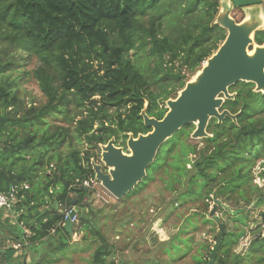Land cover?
Returning <instances> with one entry per match:
<instances>
[{"label": "trees", "instance_id": "1", "mask_svg": "<svg viewBox=\"0 0 264 264\" xmlns=\"http://www.w3.org/2000/svg\"><path fill=\"white\" fill-rule=\"evenodd\" d=\"M219 7V0H0V192L27 186L18 193L14 219L0 217V239L20 244V255L0 246V264H57L79 233L87 245L96 244L88 264H115L118 250L97 226L93 192L77 181L93 177L90 161L100 145L114 138L126 151L128 134L150 132L143 109L163 118L162 104L176 98L224 41L226 31L215 24ZM253 41L262 45L264 31ZM28 77L44 98L38 106L22 98ZM253 90L250 83L231 86L234 99L221 111L235 121L211 120L210 137L198 143L189 140L194 126L181 128L124 197L161 173L174 201L197 197L191 200L203 202L204 217L213 195L238 211L234 217L243 222L218 209L235 226L225 229L217 264H264L262 231H246L251 204L264 198V186L253 183L257 164L264 169V93ZM70 208L78 222L68 233L60 211ZM247 235L245 252L237 254ZM215 238L194 264L207 263Z\"/></svg>", "mask_w": 264, "mask_h": 264}, {"label": "water", "instance_id": "2", "mask_svg": "<svg viewBox=\"0 0 264 264\" xmlns=\"http://www.w3.org/2000/svg\"><path fill=\"white\" fill-rule=\"evenodd\" d=\"M225 1V8L219 3L224 12H219L215 18V24L226 31L224 41L203 63L194 78L177 93L176 98L165 102L167 111L163 118H150L143 109L140 113L143 126L150 129V132L139 134L136 138L128 134L125 142L126 153L122 147L116 146L112 138L105 145L99 146L98 162L91 159L94 179L114 199H123L145 178L147 167L153 163L161 147L181 128L194 126L190 139L196 141L210 137L206 129L211 120L220 124L228 117L234 122L235 116L227 110L221 111L226 100L234 99V94L228 91L231 86L238 82L250 83L254 85L255 93H264V43L256 45L253 41L255 32L263 30L261 23L259 20L236 23L230 17L232 6L257 9L261 0ZM259 201L263 205L260 217L264 222V198H258L250 208ZM218 209L231 216L239 214L212 196L207 217L216 224L217 234L206 264H217L215 258L225 232V224L217 215ZM73 214L74 211L70 217ZM64 229L71 232L72 223L69 219L64 222ZM261 238L264 239V229Z\"/></svg>", "mask_w": 264, "mask_h": 264}, {"label": "rangeland", "instance_id": "3", "mask_svg": "<svg viewBox=\"0 0 264 264\" xmlns=\"http://www.w3.org/2000/svg\"><path fill=\"white\" fill-rule=\"evenodd\" d=\"M224 2L226 1L219 0L223 8L226 7ZM221 6L218 13L224 12ZM230 17L236 23L245 20H259L261 29L264 30V1L257 9H234L231 11ZM34 66L27 67V70H31ZM193 78L194 76L189 81ZM20 88L25 102L33 103L35 106L44 103V98L36 82L31 77L24 78ZM189 140L193 143L199 142V140L194 141L190 138ZM126 152L124 151V153ZM94 160L98 162L99 154L98 158ZM261 168L262 165L258 163L255 168L256 178L253 181L254 185H256V181L262 185L264 177H260V172L264 169ZM161 175V173L154 174V180L129 199L123 198L118 201L103 193L99 188L95 191L91 207L97 212V226L101 234L107 239L109 244L115 246L118 250V253L113 258L115 264L118 262H123V264H146L149 259H155L160 262L159 264H173L180 256L183 262L181 264H194L193 261L199 257V253L202 250L204 251L203 248H199L200 245L198 246V244H210V241L217 234L216 224L213 221V223H206L205 218L208 219L207 214L209 210L205 213L206 217H204L203 202L192 201L197 198L194 196H191L190 200L183 205L174 201L175 196L165 189L167 177L166 175ZM160 177H162L164 182L161 181ZM177 188L183 191V188L181 189L178 186ZM198 190L199 188H196V191ZM262 207V205H256L251 208L252 211L250 213L249 209H245L249 213L247 225H251V228L248 229L249 232L251 231V235L264 229V222L260 217ZM217 215L220 217L219 211H217ZM221 216L223 220H220L223 223L227 221L231 223V220L235 218L229 215L232 217L230 220L228 216ZM0 217L3 220L5 215L0 212ZM235 219L239 220V217ZM239 221L243 222V219L240 218ZM158 223L162 229H173L174 235L165 242H159L158 248L152 250L147 244L146 236L148 231ZM158 230H161V228ZM158 233L161 236L160 231ZM187 236L192 238L193 245L191 248L190 239L185 238ZM70 244L69 253L67 252L66 257H62L57 264H88L96 244L88 242L87 245L86 242L82 241L81 233L72 236ZM89 245L90 248L88 249L87 246ZM17 252L19 250L14 253L15 257L17 256Z\"/></svg>", "mask_w": 264, "mask_h": 264}, {"label": "built area", "instance_id": "4", "mask_svg": "<svg viewBox=\"0 0 264 264\" xmlns=\"http://www.w3.org/2000/svg\"><path fill=\"white\" fill-rule=\"evenodd\" d=\"M78 184H80L81 186H84L85 188H89L90 191L93 192V197L95 194V191L101 190L103 193H106L107 195H109L102 187L101 185L94 179V177H89L85 180H83L82 182H80L79 180L77 181ZM256 185L259 186V188H262L264 186V179L262 180V185H260L258 183V181H256ZM21 189H27L26 185H23L21 187L18 186H13L11 187L7 192H0V212H2L5 217L4 218H10V219H14V214H15V208L17 203L19 202V196L18 193ZM110 196V195H109ZM22 197V196H21ZM74 210L72 208L67 209V210H62L60 211L63 217V222H65L66 220H70V222L72 223V229L75 227V225L77 224V216L76 213L74 211V214L70 217L71 213ZM25 233H27V231H25ZM74 236V235H73ZM249 236V235H248ZM248 236L243 237L239 240L238 246L237 248H239L238 252H236L237 254H243L244 251L246 250L249 242H250V236L248 238ZM3 245L5 246V248H13L14 250L18 251L21 248V245L18 243H11L9 241H5L3 243Z\"/></svg>", "mask_w": 264, "mask_h": 264}, {"label": "crops", "instance_id": "5", "mask_svg": "<svg viewBox=\"0 0 264 264\" xmlns=\"http://www.w3.org/2000/svg\"><path fill=\"white\" fill-rule=\"evenodd\" d=\"M219 213H220V219H222V216H221V212L219 211ZM223 220V219H222ZM159 222V221H158ZM225 224V229L227 230V232H230V231H232L233 229H234V223H230V222H226V223H224ZM161 225L158 223V224H155L149 231H148V234H147V236H146V239H147V244L150 246V248L152 249V250H155L156 248H158V245H159V242H165V241H167L170 237H172L173 235H174V231H173V229H170V228H166V229H162V227H160ZM161 228V230H158V229H160ZM251 228V225L250 226H246V231H248V229H250ZM191 230V229H190ZM160 231V233H161V236L160 235H158L159 232ZM161 237H163V238H161ZM185 238H187V239H190V248L192 247V245H193V242H192V238H190V237H185ZM161 239H163V240H161ZM211 243H212V241H210ZM3 243L4 242H2V240L0 239V246H1V248L4 250V249H6L5 248V246L3 245ZM210 243V244H211ZM200 245V249H202L203 248V246L204 245H202V244H198V246ZM206 245V244H205ZM199 250V249H198ZM238 250H239V248H235V252H238ZM245 252V251H244ZM200 254L201 255H203L204 254V251L202 250L200 253H199V255L198 256H200ZM17 255H20V250H19V252H17ZM180 258V259H179ZM178 259H177V261H175L173 264H181V263H183L182 262V260H181V256L179 257Z\"/></svg>", "mask_w": 264, "mask_h": 264}, {"label": "flooded vegetation", "instance_id": "6", "mask_svg": "<svg viewBox=\"0 0 264 264\" xmlns=\"http://www.w3.org/2000/svg\"><path fill=\"white\" fill-rule=\"evenodd\" d=\"M264 0H261L260 4L261 5L263 3ZM234 9H237V10H241L242 8H236V7H231V11L234 10ZM231 13V12H230ZM263 31V30H262ZM263 206V205H262Z\"/></svg>", "mask_w": 264, "mask_h": 264}]
</instances>
